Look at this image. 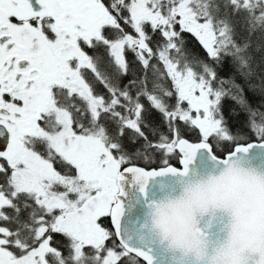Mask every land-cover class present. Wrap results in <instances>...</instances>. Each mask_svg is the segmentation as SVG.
<instances>
[{
	"label": "snow or ice",
	"instance_id": "obj_1",
	"mask_svg": "<svg viewBox=\"0 0 264 264\" xmlns=\"http://www.w3.org/2000/svg\"><path fill=\"white\" fill-rule=\"evenodd\" d=\"M0 264H264V0H0Z\"/></svg>",
	"mask_w": 264,
	"mask_h": 264
}]
</instances>
